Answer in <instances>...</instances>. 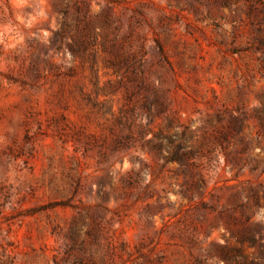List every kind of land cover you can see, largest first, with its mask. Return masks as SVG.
<instances>
[{
  "label": "rangeland",
  "instance_id": "1",
  "mask_svg": "<svg viewBox=\"0 0 264 264\" xmlns=\"http://www.w3.org/2000/svg\"><path fill=\"white\" fill-rule=\"evenodd\" d=\"M160 102L150 141L113 151ZM191 145L197 168L169 161ZM223 249L264 264V0H0V264Z\"/></svg>",
  "mask_w": 264,
  "mask_h": 264
},
{
  "label": "trees",
  "instance_id": "2",
  "mask_svg": "<svg viewBox=\"0 0 264 264\" xmlns=\"http://www.w3.org/2000/svg\"><path fill=\"white\" fill-rule=\"evenodd\" d=\"M65 27L68 25V23L65 21L63 23ZM66 28H63L65 30ZM54 35L51 38L50 44H44V47H57V30L54 31ZM146 116L148 118V122L146 124H143L140 122L138 124L137 129H134V124L130 120H122L123 125L128 129V133L125 135L118 136L114 141L113 151H119L122 148H131L135 146L137 142L141 143V146H144V143H147L150 141V139H146L148 134L151 132L150 129V123L152 122L153 118L162 112L166 110V105L164 102L157 103L156 105L149 104L146 107ZM138 115V114H137ZM138 116H145V114H140ZM183 132L181 133V136H183ZM170 142L173 144L174 141L170 140ZM202 153L198 146L191 145L185 150H178L177 146H175L174 150L170 153L168 159L171 162H177L183 167H187L189 169H195L197 168L200 163L199 160L201 159ZM238 162V161H237ZM192 176L194 173H191ZM191 184H188L183 186L181 189V194L184 196H189L191 193ZM233 225H236V219H233L232 221ZM257 231V229H256ZM259 236H261V233L258 231ZM234 236L236 237L237 241L240 243L244 242H257V237L247 231L244 233V231H234ZM235 251V252H233ZM241 253V250L239 249H223L221 252V257L225 260L226 264H241V261H238V254ZM255 264V263H251Z\"/></svg>",
  "mask_w": 264,
  "mask_h": 264
}]
</instances>
